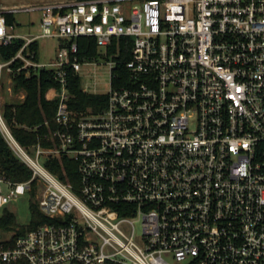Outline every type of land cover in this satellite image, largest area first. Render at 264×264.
I'll use <instances>...</instances> for the list:
<instances>
[{"label": "built area", "instance_id": "2783aa9c", "mask_svg": "<svg viewBox=\"0 0 264 264\" xmlns=\"http://www.w3.org/2000/svg\"><path fill=\"white\" fill-rule=\"evenodd\" d=\"M18 11H41V32H16L6 14ZM44 37L60 40L49 63L31 48ZM80 37L95 38L110 59L99 112L69 105ZM122 37L132 39L127 61L117 59L119 41L108 54ZM15 39L25 41L15 56L0 51V133L32 176L14 182L0 173V217L31 198L35 183L49 221L22 235L19 226L2 230L0 264H264V0L0 8V47ZM45 68L60 83L46 92L59 100L57 128L50 145L27 149L5 117L6 97H25L13 88L20 71ZM62 157L75 161L74 180L45 164Z\"/></svg>", "mask_w": 264, "mask_h": 264}, {"label": "trees", "instance_id": "16d2710c", "mask_svg": "<svg viewBox=\"0 0 264 264\" xmlns=\"http://www.w3.org/2000/svg\"><path fill=\"white\" fill-rule=\"evenodd\" d=\"M6 20L9 25L15 26V13H7ZM118 41L120 46V55L118 60L127 61L131 57V38H115L111 46L108 47V54H114L117 51ZM23 39H15L7 46H1L0 51L3 59L9 60L17 54L24 44ZM79 45V57L81 60H92L101 56L97 41L92 37H80L77 39ZM128 42V47H126ZM68 45L70 42H62ZM32 50L36 51V59H39V42L34 41L31 44ZM22 64L21 60L15 62L17 67ZM120 71H124V66H118ZM53 86H60L56 77V71L51 69H40L38 73L28 77L26 71H20L14 78L13 88L16 93L24 92L25 97L22 100H13L5 104V117L10 125L15 138L27 149L33 148L38 142L44 146L50 145L46 136L57 128L55 116L58 108V99L48 100L46 92ZM67 88L70 93L69 105L74 111L99 112L105 109L108 101L107 94L85 92L82 87L81 76L76 74L71 68L67 73ZM45 164L60 178L66 180L65 170L74 180L75 161L67 157L49 159ZM71 165V166H70ZM74 167V168H73ZM0 173L5 174L14 182L29 180L32 176V170L22 162L10 148L3 135L0 133ZM36 184L31 191L30 209L31 220L28 224L18 222L16 214L10 209H5L3 216L0 217V229L11 230L20 227L17 235L36 228L39 224L49 221L41 211L39 202L36 199Z\"/></svg>", "mask_w": 264, "mask_h": 264}, {"label": "rangeland", "instance_id": "374dc122", "mask_svg": "<svg viewBox=\"0 0 264 264\" xmlns=\"http://www.w3.org/2000/svg\"><path fill=\"white\" fill-rule=\"evenodd\" d=\"M41 19V11H18L15 13V31L18 33L29 31L40 32ZM38 42L40 61L45 63L54 61L60 47L59 38L44 37L39 38ZM80 76L82 79V87L86 88L88 92L107 94L111 88L110 59L98 57L92 60H82ZM18 98L17 95L12 97L7 96L6 101L10 103ZM31 154L34 155L33 152ZM9 209L16 214L19 223L28 224L30 222L32 214L30 198L28 196L22 197L19 201L12 203ZM127 231L129 230L127 229ZM0 235L6 237L8 234L0 229Z\"/></svg>", "mask_w": 264, "mask_h": 264}, {"label": "crops", "instance_id": "0c3cea01", "mask_svg": "<svg viewBox=\"0 0 264 264\" xmlns=\"http://www.w3.org/2000/svg\"><path fill=\"white\" fill-rule=\"evenodd\" d=\"M66 1H70V0H0V8L19 9V8L39 6V5L51 4V3H62ZM37 33L39 32L29 31L19 34L28 35V34H37Z\"/></svg>", "mask_w": 264, "mask_h": 264}]
</instances>
